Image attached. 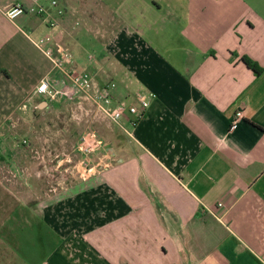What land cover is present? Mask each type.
<instances>
[{"label":"crops","instance_id":"1","mask_svg":"<svg viewBox=\"0 0 264 264\" xmlns=\"http://www.w3.org/2000/svg\"><path fill=\"white\" fill-rule=\"evenodd\" d=\"M57 2L65 13L46 25L7 21L2 10L29 2L0 0V264H262L264 0ZM83 33L96 34L93 56L75 50ZM43 36L94 86L113 83L114 103L155 95L132 137L111 124L120 143L104 146L101 174L48 190L50 169L81 174L87 158L34 162L23 144L38 116L84 102L34 94L59 76L27 38Z\"/></svg>","mask_w":264,"mask_h":264},{"label":"built area","instance_id":"2","mask_svg":"<svg viewBox=\"0 0 264 264\" xmlns=\"http://www.w3.org/2000/svg\"><path fill=\"white\" fill-rule=\"evenodd\" d=\"M28 2L27 5L15 3L2 10L1 14L9 22H14L22 15H30L38 17L43 23L50 25L65 13V9L58 4L57 0H28ZM27 38L48 61L51 71L59 75L57 79L51 81L41 80L35 87L34 94L43 95L51 101L69 100L77 96L87 102L97 115L117 127L126 136L132 137V130L136 123L142 119L149 100L155 97L153 93H139L136 96L137 105H129L122 101L114 103L112 93L115 85L110 83L101 88L94 86L87 73L73 67L72 57L67 48L54 44L49 36L38 39ZM125 114H128L130 118H125ZM242 118V111L237 110L231 119L229 133L236 128ZM25 143L23 141V144ZM77 149L83 157L88 158L102 151L104 144L94 132L86 131L80 137ZM104 168L99 165V170ZM91 170L92 168H88L87 172H91ZM262 264H264V260Z\"/></svg>","mask_w":264,"mask_h":264},{"label":"rangeland","instance_id":"3","mask_svg":"<svg viewBox=\"0 0 264 264\" xmlns=\"http://www.w3.org/2000/svg\"><path fill=\"white\" fill-rule=\"evenodd\" d=\"M91 4L92 8H84L86 13L89 11L91 14L96 16L103 15L102 10L96 4ZM98 9H100V11H98ZM103 17L104 16H102V18ZM92 25L98 26V29L100 30L101 28H104V22L100 19L98 21H94ZM80 31L81 30L78 28V32ZM82 35L83 36L79 39L80 48H75V50H81L85 56H87V54L93 56L92 53L95 52V46L98 44L94 43L93 39L96 34L83 33ZM103 79H105V81H110L112 78L103 77ZM75 104L76 103L73 104L70 102L66 105L63 104V107H61L62 110L48 112L45 116H38V118L34 121L36 135L34 133V135L29 137L30 142L27 140L24 144L25 146H28V143L30 144L29 147L33 151L31 155L34 157L32 158L34 162H37L38 156L41 155L44 159H48L53 162V160L57 159L56 156L61 155L62 153L67 155L71 162L74 161L76 164L79 161L82 162L84 158L78 152L77 145L80 137L86 131L94 132L104 146L107 145L113 147L115 146V142L116 144L118 143L119 146L120 133L113 130L112 125L109 122L95 114L93 109L86 105V102H82L80 109H78ZM60 141L62 143H60ZM35 151H37V154ZM98 153L100 154L96 156L97 158H93L92 156L94 155H92L87 158V161H84V163L81 164V170L83 172L81 174H77L75 168H72L71 170L68 169V172L66 173L63 172L62 169H50L48 172L49 184H44L46 185V190H48L47 186L48 188L49 186H54V182L52 181L57 178H64L67 182V180H73L72 178L76 176L78 177V175L89 177L101 174L99 165H103L100 163V156L104 155V153L103 151ZM96 164H98V166H95ZM88 168H92L91 172H87Z\"/></svg>","mask_w":264,"mask_h":264},{"label":"trees","instance_id":"4","mask_svg":"<svg viewBox=\"0 0 264 264\" xmlns=\"http://www.w3.org/2000/svg\"><path fill=\"white\" fill-rule=\"evenodd\" d=\"M241 61L244 63V65L251 70L255 75H258L261 72L260 67H258L256 65V63H254L253 61H251L249 58L247 57H242Z\"/></svg>","mask_w":264,"mask_h":264}]
</instances>
